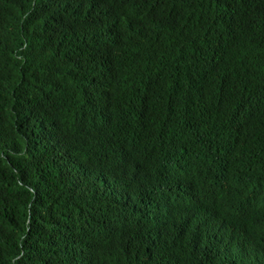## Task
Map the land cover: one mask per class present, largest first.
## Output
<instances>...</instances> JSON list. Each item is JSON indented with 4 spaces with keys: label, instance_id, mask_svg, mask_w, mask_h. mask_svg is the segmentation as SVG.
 I'll use <instances>...</instances> for the list:
<instances>
[{
    "label": "trees",
    "instance_id": "obj_1",
    "mask_svg": "<svg viewBox=\"0 0 264 264\" xmlns=\"http://www.w3.org/2000/svg\"><path fill=\"white\" fill-rule=\"evenodd\" d=\"M235 179L264 180V0H0V264H257L220 226L245 204L189 240L162 209Z\"/></svg>",
    "mask_w": 264,
    "mask_h": 264
},
{
    "label": "clouds",
    "instance_id": "obj_2",
    "mask_svg": "<svg viewBox=\"0 0 264 264\" xmlns=\"http://www.w3.org/2000/svg\"><path fill=\"white\" fill-rule=\"evenodd\" d=\"M91 170L98 178H108L92 163ZM227 200L233 206L246 205L245 216L220 225L230 235V250L237 257L257 264H264V180L245 181L235 179L234 189L221 195L197 196L190 201L171 200L164 204L163 210L172 218L180 220L178 235L189 240L203 232L204 217L217 201Z\"/></svg>",
    "mask_w": 264,
    "mask_h": 264
},
{
    "label": "bare ground",
    "instance_id": "obj_3",
    "mask_svg": "<svg viewBox=\"0 0 264 264\" xmlns=\"http://www.w3.org/2000/svg\"><path fill=\"white\" fill-rule=\"evenodd\" d=\"M136 194H137V193H136ZM130 195H132V194H130ZM135 196H136V195H135ZM139 196H140V195H139ZM133 197H134V196H133ZM136 197H137V196H136ZM140 197H141V196H140ZM134 199H135V197H134ZM141 199H142V198H141ZM141 199H140V200H141ZM91 200H92V199H91ZM135 200H137V199H135ZM69 201H70V200H69ZM74 201H75V200H74ZM84 201H85V200H84ZM92 201H93V200H92ZM129 201H130V200H129ZM132 201H133V198H132ZM138 202H139V201H138ZM155 202H156V201H155ZM132 203H133V202H132ZM136 203H137V201H136ZM136 203H135V204H136ZM156 204H157V203H156ZM133 205H134V204H133ZM152 205H153V204H152ZM152 205H151V206H152ZM159 205H160V204H159ZM159 205H158V206H159ZM130 206H132V205H130ZM136 206H137V205H136ZM155 206H156V205H155ZM157 208H158V207H157ZM158 209H159V208H158ZM147 210H148V209H147ZM147 210H146V211H147ZM159 210H160V209H159ZM154 211L156 212V210H154ZM162 211H163V210H162ZM155 212H153L154 215H155ZM148 213H149V212H148ZM151 213H152V212H151ZM153 213H152V215H153ZM162 213H163V212H162ZM149 215H150V213H149ZM157 215H158V213H157ZM168 215H169V213H168ZM154 217H157V216H154ZM150 218H151V217H150ZM152 218H153V216H152ZM169 218H170V216H169ZM153 219L155 220V218H153ZM156 219H157V218H156ZM167 219H168V218H167ZM147 220H148V219H147ZM159 220H160V219H159ZM161 220H162V219H161ZM165 220H166V219H165ZM165 220H164L163 222H165ZM145 221H146V220H145ZM150 221H151V220H150ZM168 221H169V220H168ZM156 222H157V221H156ZM161 223H162V222H161ZM218 241H220V240H218ZM214 242H215V240H214ZM216 244H217V243H216ZM218 245H220V244H218ZM230 253H231V252H230ZM231 262H232V261H231ZM237 264H238V262H237Z\"/></svg>",
    "mask_w": 264,
    "mask_h": 264
}]
</instances>
